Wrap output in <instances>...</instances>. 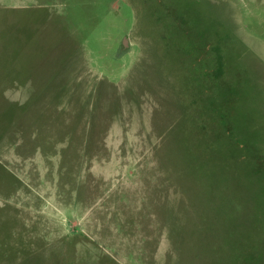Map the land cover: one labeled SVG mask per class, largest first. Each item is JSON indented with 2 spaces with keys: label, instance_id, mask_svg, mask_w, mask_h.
Listing matches in <instances>:
<instances>
[{
  "label": "rangeland",
  "instance_id": "rangeland-1",
  "mask_svg": "<svg viewBox=\"0 0 264 264\" xmlns=\"http://www.w3.org/2000/svg\"><path fill=\"white\" fill-rule=\"evenodd\" d=\"M0 264H264V0H0Z\"/></svg>",
  "mask_w": 264,
  "mask_h": 264
},
{
  "label": "water",
  "instance_id": "water-1",
  "mask_svg": "<svg viewBox=\"0 0 264 264\" xmlns=\"http://www.w3.org/2000/svg\"><path fill=\"white\" fill-rule=\"evenodd\" d=\"M124 46H126V40H124V43H123Z\"/></svg>",
  "mask_w": 264,
  "mask_h": 264
}]
</instances>
